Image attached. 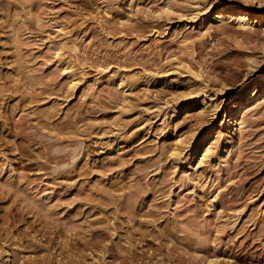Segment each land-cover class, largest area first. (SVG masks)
I'll return each mask as SVG.
<instances>
[{"label": "rangeland", "instance_id": "obj_1", "mask_svg": "<svg viewBox=\"0 0 264 264\" xmlns=\"http://www.w3.org/2000/svg\"><path fill=\"white\" fill-rule=\"evenodd\" d=\"M178 1V13L158 19L149 12L163 0H0V264H264V91L249 102L255 79L244 128L217 164L172 167L173 139L162 136L195 127L197 109L186 105L204 96L179 97L189 82L208 78L207 93L232 106L236 90L218 92L219 81L240 82L263 46L215 27L199 38L195 0ZM247 20L264 36V19ZM233 50L240 65L215 63ZM196 63L202 75L185 71ZM143 69L171 72L172 84L148 77L117 113L124 95L112 79Z\"/></svg>", "mask_w": 264, "mask_h": 264}, {"label": "bare ground", "instance_id": "obj_2", "mask_svg": "<svg viewBox=\"0 0 264 264\" xmlns=\"http://www.w3.org/2000/svg\"><path fill=\"white\" fill-rule=\"evenodd\" d=\"M179 4L180 3L178 0H163L160 6L156 7L149 13H151L153 17H157L158 19H167L172 14H176V12L178 13ZM212 6L218 8V10L212 17H210L211 14H209L208 12L210 11V8ZM190 8L191 11L189 20H195V27H197L198 29L197 34L199 35V38L203 37L207 33L206 30L210 29L211 27H215V29L220 33L235 31L238 34V37L241 38L242 42L244 41L245 44H251L248 45V47H250L251 49L255 48L257 44L260 45V47L263 46V48L261 47L260 51H258L260 52L259 54L253 55V53H251L247 56L246 63L244 64L246 68L244 69V71L242 70L244 72H242V74L244 75H242V78H240V82L232 86L228 85L229 82L227 83V80H224V76H222L223 79L220 80H224L226 82H220L218 79V92L225 94L227 92L236 90V94L238 96L234 98L235 100L232 106H228V104L222 102V100L217 102L213 97L216 92H213V95L207 93L206 88L208 84V78H201V80H199L195 86H192V82L188 83V91L182 92L179 97L196 98L199 97V94H201L200 96H204V99L201 101V104H199L200 101H192L186 105L188 109L194 107H196L197 109L194 114L195 127H191L186 135L172 136L169 131H165L162 134L165 139H173L172 143L168 145L167 150L169 152L168 156L170 158L169 160L171 161L172 167H195L199 163L203 162H208L211 165L220 162V160L224 156H226L235 145L237 140V131H239L240 133L244 128V119L241 117V114L247 109L244 105V99L247 88L250 85L251 81L255 79V82H253V84L255 85L252 89L251 96L249 97V102L252 105L254 103H257L256 101L261 98L264 91V67L262 74L258 76V74L262 71L261 61L264 60V36H254L252 34V32L254 31V24L252 25V22H249L247 20L248 16L250 15H254L261 20L264 19V0H195L194 2L190 3ZM147 10L149 11V7H147ZM200 13H207V15L202 16L199 15ZM234 13L239 14L238 16H232ZM259 24L262 23L259 22ZM262 32L264 33V28ZM190 38L191 35H186L184 39L189 40ZM193 40L194 39L191 38L189 41ZM232 52H236V55L233 57H231L232 54L227 55L228 59L230 56L232 60L227 61L226 57V61L217 59L215 63L220 65L221 67H226L231 64L237 63H239L240 65V61L237 55L241 51L233 50ZM60 62H63L64 64V71L66 77L68 78L70 87L74 88L75 86H78L80 79L75 76L71 71V68L68 67V61H64L62 59ZM198 64L196 68H198L199 70L196 69L197 71L194 72L191 66H185V71L193 74L194 76H199V74L202 75V68L200 67V65L198 66ZM170 73L171 72L162 73L159 70L152 71L143 69L142 73L138 76L122 73L113 79L109 78L110 80L112 79L117 87L120 88L124 95L122 105H120L116 110L117 113L120 114L124 112V107L128 104L127 99L129 95L139 84L147 85L149 83V79H147L148 77L153 78V82L155 83H157L158 81L163 87L167 84H172V82L169 81V76H166ZM181 74H183V72L178 71V68L175 69L174 76L176 75L177 77H180ZM226 76L227 75H225V79ZM216 79L217 78H215V80ZM222 104H224L223 110L222 108H220ZM179 111L180 110H177L176 114H178ZM205 115L210 116V119L212 120L216 117H220L221 121L217 125L210 124L209 126L203 127L207 122H205L204 120ZM159 124H161V122H159ZM76 155H74L72 159L75 158ZM135 187L137 192L134 193V195H138L144 192L143 189H138L137 186Z\"/></svg>", "mask_w": 264, "mask_h": 264}]
</instances>
